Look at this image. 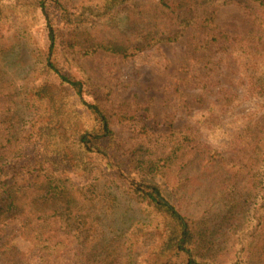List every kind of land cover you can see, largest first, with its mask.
<instances>
[{
	"label": "trees",
	"instance_id": "obj_1",
	"mask_svg": "<svg viewBox=\"0 0 264 264\" xmlns=\"http://www.w3.org/2000/svg\"><path fill=\"white\" fill-rule=\"evenodd\" d=\"M228 5L241 6L252 19L247 42L235 40L230 49L244 60L243 93L226 94L222 105L205 112L207 118L243 99L264 103V0H102L81 7L61 0H0V22L21 21L32 70L41 77L24 94L23 124L0 136V264L27 263L26 254L48 260L58 244L57 221L81 244L75 264H264V124L253 125L254 112L231 119L229 132L220 127L221 136L255 143L252 155L229 175L220 151L204 147L191 130L160 129L145 114L134 125L137 142L124 148L112 123L137 119L135 110L116 107L112 90L95 84L80 64L99 52L134 57L188 32H196L192 49L204 57L215 44L233 42L216 21L218 8ZM37 10L45 19L47 50L31 43L19 15ZM120 13L131 28L113 35L109 23ZM192 165L211 177L216 169L227 175L219 180L229 199L223 244L212 246L204 222L181 211L179 175ZM107 183L129 195L141 214L116 238L122 242L116 255L89 238L95 227L90 208L108 197L101 190ZM9 225L28 242L27 252L6 235ZM206 247L209 254L201 253Z\"/></svg>",
	"mask_w": 264,
	"mask_h": 264
},
{
	"label": "rangeland",
	"instance_id": "obj_2",
	"mask_svg": "<svg viewBox=\"0 0 264 264\" xmlns=\"http://www.w3.org/2000/svg\"><path fill=\"white\" fill-rule=\"evenodd\" d=\"M9 3V0H5ZM69 7L92 5L102 0H61ZM125 13H120L109 23L112 34L130 31L131 21ZM22 24L30 32L31 43L37 42L41 48H48V31L45 19L40 10L26 11L20 14ZM217 24L220 31L226 33L233 42L221 48L217 44L209 52H193V41L196 32H188L178 42L160 44L149 48L134 57L99 52L80 60L82 70L92 81L112 90L115 106L135 110L137 119L130 122L112 123V129L124 148L131 147L138 140L134 132L141 115L149 123L160 129L172 127L188 129L197 135V140L206 148L220 151L226 159L227 175L238 169L237 164L245 162L252 152L255 143H248L240 136H221L220 127H231L229 121L244 113L254 112L253 125L264 124V103L258 105L255 100L243 99L242 105L235 109L230 106L216 108V112L205 113L213 104L222 105L224 96L243 93V80L240 77V63L230 51L234 41L241 39L245 44L246 35L252 28V19L248 12L239 5H228L218 8ZM20 20L9 19L0 22V136L3 139L7 131H17L23 124L22 118L28 114L24 94L29 83L40 81V76L32 70L30 54L21 38ZM264 47V38L262 39ZM210 55V57H206ZM239 55V54H237ZM73 75L79 76L76 68ZM54 80V76H49ZM234 110V111H233ZM241 120V119H240ZM248 121V120H246ZM142 123V122H141ZM217 124L215 127L210 126ZM215 131V132H214ZM228 132H225L226 135ZM258 156L255 152L254 157ZM227 169V170H228ZM187 170V169H186ZM200 166L192 165L188 171H182L180 179L181 211L197 221L204 222L209 229L207 234L212 246L223 244L220 231L226 227L223 211L227 208L228 197L219 181L227 176L222 170L216 169L209 176ZM239 170V169H238ZM186 172V173H185ZM179 186V180L176 187ZM109 195L104 202H96L90 208L94 213L95 227L90 230L91 243L103 242L105 247L116 255L122 242L116 239L121 232H126L132 223L141 217L137 204L130 200L129 195L120 191L115 185H101ZM229 206V205H228ZM85 212V210H83ZM223 223V224H222ZM222 224V225H220ZM55 234L58 244L53 255L48 259L32 258L26 254L24 264H75L81 244L77 238L59 228L57 221ZM17 234L16 226L9 225L6 235L16 239L17 245L27 252L29 244ZM96 238H95V237ZM136 236V235H135ZM135 237L133 236L132 239ZM106 241V242H105ZM211 245V244H210ZM209 254L206 248L200 251ZM116 257V256H114Z\"/></svg>",
	"mask_w": 264,
	"mask_h": 264
}]
</instances>
